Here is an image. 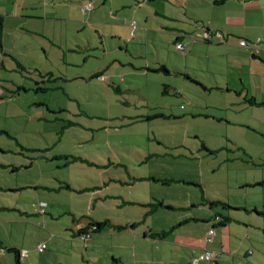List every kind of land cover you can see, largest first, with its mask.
<instances>
[{"label":"rangeland","instance_id":"obj_1","mask_svg":"<svg viewBox=\"0 0 264 264\" xmlns=\"http://www.w3.org/2000/svg\"><path fill=\"white\" fill-rule=\"evenodd\" d=\"M100 1L107 7L81 13L84 25L63 18L79 17L71 10L53 16L63 20L48 21L44 29L39 28L52 39L58 34L66 36L67 40L56 47L47 38L44 43L48 52L39 36L19 31L16 24L5 28L3 40L10 51L4 55L0 49V264H15L14 255L6 250L14 246L30 253L33 262L23 258L28 264H182L176 256L189 259L187 251L145 238L144 232L150 228L169 231L185 220L189 210L191 216L201 219L215 209L228 212L223 206L214 210L205 203L192 206L202 199L218 197L235 203L248 191L250 203L264 199L258 189L238 186L240 175L245 179L263 172L240 158L248 159L244 155L247 148L256 160L264 159V138L245 132L240 124H227L210 116L232 115L238 123L236 114L227 110L223 100L226 93L210 92L202 86L201 81L215 76L208 62L220 65L191 50L197 42L206 47L204 28L191 15L193 7L204 15L202 6L190 2L182 6L178 0H115L117 8L124 3L130 5L115 20L108 13L113 0ZM93 19L115 25L101 28L91 23ZM133 22L136 27H132ZM178 25L191 32L181 42L185 51L177 48ZM112 30L118 31L123 41L112 38ZM85 44L90 50L83 55L68 51L73 47L84 49ZM45 67L66 77L58 84L62 89L46 93L22 89V94L14 93L16 83L36 87L33 74L44 72ZM97 72H103L104 78L93 77ZM43 115L47 120H36ZM203 144L220 151L211 154ZM27 147L53 148L47 153L28 151ZM56 152L70 154L68 160L72 161L57 160ZM149 153L166 156L151 159ZM170 176L186 179L188 185H164ZM35 182L63 188L35 189ZM137 199L153 204L161 200L165 205L191 209L165 207L148 216L151 206L134 204ZM40 200L50 204L46 213L40 210ZM93 218L111 219L127 226V230L116 232L107 227L103 234L79 243L72 229L87 226ZM185 226H191V235L197 236L204 227L203 221ZM250 236L256 247L244 245L259 256L256 249L264 247V232L255 229ZM44 242L47 248L40 251L39 245ZM189 245L195 251L191 262L202 251L201 246ZM170 253L175 254L174 259Z\"/></svg>","mask_w":264,"mask_h":264},{"label":"crops","instance_id":"obj_2","mask_svg":"<svg viewBox=\"0 0 264 264\" xmlns=\"http://www.w3.org/2000/svg\"><path fill=\"white\" fill-rule=\"evenodd\" d=\"M130 1L136 2L137 0H130ZM205 1L206 3L203 5L201 4L200 0H178L180 5L182 6H186L188 2H190L193 6H195V4H200V6H202V11L204 15H202L201 11L199 12V10L201 9L195 7L192 8L191 15L195 18L196 23L202 24V27L204 28L205 32L209 31L211 33V37L207 40L204 38L206 42L205 45L206 47L201 46L197 42L196 44H193L191 50L194 53L196 52V54H203V55L205 54L206 58L211 60H216L220 64L217 66L216 65L213 66L210 64V62H208V66H209L208 69L213 70V73L215 72L214 73L215 76L212 77V79L207 78L206 81L204 82L201 81L202 86L205 90H208L210 92L214 90H221V92L226 93L227 96H224L225 98L223 97V100L227 102V106H228L227 110L232 111L238 117V123L235 121L236 119H234L235 117H233L232 115L220 116L213 113V115L210 116L214 118L213 120L223 121L226 122L227 124H237V125L240 124L245 129L244 130L245 132H249L252 136L263 139L264 138V105H258V103H264V0H205ZM107 2L110 3V0H108ZM89 3L93 4V7L90 11H92L94 8L98 10L101 7H107L105 1H103V3L101 4L100 0H89L87 4ZM114 4H115V0H113V2L111 3L110 9H108V13L110 14L111 12V16L113 17L112 19L119 20L118 17L120 16V13L123 10L125 11L126 8H128L130 5L124 3L117 8L115 7ZM85 5H86L85 0L82 1L81 0H65V1L64 0H0V15H2L4 19L3 20L4 31L5 28H7V25L16 24V26H18L19 31H24L28 34H31L32 36L33 35L39 36L41 38V45L43 46L45 52L46 51L48 52V50L45 49L46 44L44 43L47 38H50L52 47H56V46H61L60 44H62L63 41L67 40L66 36L63 35V37L61 38V35L59 36L58 34L55 35L54 39H52L51 37H49L50 35H47L44 31H40L39 28L44 29L48 21L63 20V19H55V17L53 16L55 15L59 16L58 13L62 11H71V10L78 13L79 17L78 18L63 17V18L65 20L84 25L85 22H83L81 13L86 14L84 12ZM48 9H50V11H48ZM154 13L156 15H162V13L158 10H154ZM93 20L95 21H91V23L93 25H97L98 27L101 26V28L103 26L112 27L111 25H115V23H111L110 21H104L99 19H93ZM93 25L90 27L95 28L96 31L99 33L98 28ZM165 28L170 29V27L166 25ZM186 30L187 27L185 26L180 27L178 25V38L176 40L177 44L181 43L182 40L186 38L184 35L191 34V32ZM190 30L192 31V29ZM111 33L113 34L111 35L112 38H116L120 42L123 41L118 31L112 30ZM77 39H81V38H77ZM103 40H104L103 42L105 43V38H103ZM242 40L249 41L251 45L242 46L240 44ZM2 42H3L2 43L3 46L0 47V49L2 52L3 51L6 52L7 55L8 51L10 50L7 49V44L4 42V40ZM120 48L123 50L125 47L124 46L122 47V44L120 43ZM88 49L89 48L85 44L84 49H75L73 47V48H68V51L70 50L71 52H73V54L83 55L85 51ZM89 56L91 55L85 57L88 58ZM12 57L17 59V56L16 57L12 56ZM220 58H223L225 60L220 61ZM2 65L5 66L4 62H2ZM34 67H37V65H34ZM43 70L44 73H48V72L53 73L52 69L48 67H45ZM97 73H101L103 77L105 76L103 72H97ZM16 84L18 87L16 90L13 89L14 93L18 95L22 94L23 93V91H21L22 89L20 90L18 89L20 86L25 87V85L23 83H16ZM252 98H254V102L249 101ZM41 119L47 120L45 115L36 118V120L38 121ZM261 142L263 141L261 140ZM203 147L207 149L211 154L220 151V149L209 147L205 144H203ZM34 148L49 153L51 151L50 149H52L53 147L51 148L27 147V150L33 151L32 149ZM225 148H228L229 150H235L232 147H225ZM237 149L240 150L242 149V147L238 146ZM246 151H244V155L248 159L242 157L240 158L242 162L251 165V167L254 166L256 170L262 169L263 172L259 173V175L253 174L252 177L250 176L245 179L240 175V180L242 181L238 186L239 188L243 187L248 190L258 189L257 191L264 194V185H259V182L264 181V169H263L264 159L260 158V160L258 161L256 160V158L253 157L254 154L250 152L247 148ZM260 151L261 150H257V152ZM20 153L23 155L25 154V152L23 151H21ZM65 155H70V154L56 152L55 158L57 160H60L62 158L66 159L64 157ZM39 156L41 157V155ZM154 156L164 157L166 156V153H164L163 156L157 153L148 154V157L151 159ZM40 157H34V159L38 160ZM260 161L262 162L258 163ZM167 179H176L178 181L170 184L164 183V185L166 186L177 185L179 184V182L181 184L188 185V181L186 179H178V177H174V176H170ZM113 180L120 181L115 178ZM59 181L62 182L63 180H59ZM122 183H127V181L122 180ZM133 183H134L133 181H130V184ZM32 187H34L35 189L44 187L50 189L51 191L53 190L58 191L63 188L62 186L54 187L48 184H42L37 182L32 183ZM21 188L23 187H20L18 189ZM152 196L154 195L152 194ZM248 196H249V191L246 193L243 199L240 200L237 199L235 203H232L230 200L226 201L218 197L202 199V203L199 204L191 203L192 206L194 207L200 204L204 205V203L209 205L210 200L222 201L228 203L232 207H227L228 212L224 213L222 211L215 209L216 207L212 208L210 206V208L212 210L215 209V211H213L211 215L206 214V217H204L203 219H201V217L198 218L195 215L191 216L190 215L191 212L189 210V212L185 213V216H187L184 217L185 220L179 221L177 224L173 225L172 227L173 229L169 230L166 235L162 236L161 234L165 233L167 230H162L160 232L158 231L157 228H150L147 232L146 231L144 232V237L147 238L149 236L152 239H159L162 242L164 241L168 242L173 245L174 250H179L181 248V251L182 250L187 251L190 254V258H192L194 256L193 253H195V251L193 250L192 252V248L190 247L189 244L194 246L196 245L201 246L199 248L203 252L205 248L204 236L206 232L210 229V227H212V225L214 224V223H210L209 221L215 215H221L222 219L228 217L229 220L227 222L224 221L223 225H219V226L218 224L221 221L215 223V225L217 226V236L215 238V242L209 245L208 247L222 252V257L217 262H214V264H264V247L263 249L262 248L259 249V247L258 249H256L258 252H260V255L262 256L257 255L255 257V251L248 250L247 249L248 247H245L244 245L245 243H248L249 246L251 245L256 247L253 243L254 238L250 236V234L255 229H260L264 232V221L259 220L260 218L264 219V215L258 213V211L260 212L264 211V199L261 201L259 199L258 201H252L250 203L248 201ZM158 201L160 202L157 204H153L150 203L149 201L148 203H146L145 201H141L137 199L135 201L133 200V203L141 204V205H150L151 208L146 213L148 214V216H150L151 212L157 213L163 211L162 209L165 208L164 205H161V203L162 204L165 203L162 202L161 200ZM40 202H46L48 204V202L45 200H40ZM176 207H178V209L181 210L190 208L187 206H176ZM241 215H244V217ZM254 215L256 221L254 219ZM108 220H110L111 223L115 225L117 224L113 222L111 219ZM198 221H203L204 227L201 230L202 234L201 235L199 234L197 236L194 233V235H191V232H193L191 226L186 227L185 225H188L192 222L195 223ZM237 226H242L243 228H235ZM85 227H81L79 229ZM110 228H113L114 231L116 232H122V231L126 232L125 230H127L125 229L119 231L114 227H110ZM72 230L75 233L73 235V238L79 243L84 242L82 239L77 237L76 232L78 230L77 231L76 229H72ZM103 233L104 231L99 233H92L88 239L92 240L95 234H103ZM216 244L217 247H213ZM93 245L96 244L93 243ZM16 248L20 250H24V248L23 249L20 247H16ZM1 249L4 252V247H1ZM167 250L169 252H172V249L170 248H168ZM3 255L6 254L3 253ZM174 255L175 254L170 253V256H172L173 259H174ZM250 255H253L255 258H251ZM176 257H178V260H182V264L191 263L190 258L186 259L184 258V256H176ZM23 258H27L31 262L34 261L33 258H31L30 253H28V257H23ZM74 258L77 259L78 257L74 256ZM83 259H85V257H83ZM1 260L2 259H0V262ZM113 260L116 261V259ZM23 261L25 264H28L25 262V259H23Z\"/></svg>","mask_w":264,"mask_h":264},{"label":"trees","instance_id":"obj_3","mask_svg":"<svg viewBox=\"0 0 264 264\" xmlns=\"http://www.w3.org/2000/svg\"><path fill=\"white\" fill-rule=\"evenodd\" d=\"M3 17L2 15H0V47L3 46V37H4V24H3ZM3 54L6 55V52L3 51ZM19 63V62H18ZM19 66L24 69V71L27 72L26 68H24L23 66H21V64L19 63ZM166 72L167 69L164 67L163 68ZM38 74H33L34 76L36 77H33L32 80L34 82H36V84H38L36 87H31V88H26L24 86H20L18 90L20 89H24V91L28 92V91H31V90H34L35 92H41V93H46V92H49V91H55L57 89H62L63 87H61L59 84V81L60 80H66L64 77H61V76H55L53 73L51 72H48V73H44V72H41V71H37ZM93 77H99V78H102L103 75L101 73H97V74H94ZM43 82V83H42ZM251 102H254V98H252L251 100H249ZM257 103V102H255ZM258 105H264V103H258ZM4 133H6L8 136L13 137V135L6 131V130H3ZM33 151L35 150H39V149H32ZM70 155H65L64 157L68 160ZM76 158H80L82 159V157H79V156H75ZM72 160H68V162H70ZM166 182L165 184H170V183H173V182H176L178 180L176 179H165ZM259 185H264V181H261L259 182ZM68 189H71L70 186H68ZM8 190L10 191H16L18 189H15V188H8ZM20 190V189H19ZM46 203V202H45ZM161 205H164L165 207L169 208V209H175L176 207L175 206H172V205H165V204H162ZM209 205L212 207V208H215V207H218V206H223L224 208H227V207H232L231 205H229L228 203L226 202H222V201H209ZM49 206V204L46 203V206L45 207H42L41 206V202H39V207H40V210L43 208L44 211L43 213H46V208ZM259 214H262L264 215V211L263 212H260L258 211ZM216 217H219V221H221L219 225H223L224 221L227 222L229 220L228 217H225L222 219V216L221 215H215L209 222L210 223H214L213 226L216 227L217 229V226L215 225L216 222H219V221H215L214 219H216ZM107 227H114L115 229L121 231V230H125L127 229V226H124V225H115L113 223H111L110 220H98V219H95L93 218L90 223L87 225V227L85 228H82V229H79L76 234H77V237H79L80 239H82L83 241H85L86 239H88L90 237V235L92 233H99V232H102L104 231L105 228ZM173 229V228H172ZM168 233V231H166L165 233H162L161 235L164 236ZM6 250L9 252V253H12L14 255V260H15V264H25L24 261H23V257L21 255V252L22 250L16 248V247H8L6 248ZM5 251V250H4ZM193 260V259H192ZM192 264V261L191 263ZM211 264H214V263H211Z\"/></svg>","mask_w":264,"mask_h":264},{"label":"built area","instance_id":"obj_4","mask_svg":"<svg viewBox=\"0 0 264 264\" xmlns=\"http://www.w3.org/2000/svg\"><path fill=\"white\" fill-rule=\"evenodd\" d=\"M92 7H93V4L92 3L86 4L84 6V12L85 13L89 12L92 9ZM136 25H137L136 22H133L132 23V26L133 27H136ZM210 37H211V33L209 31H206L204 33V38L207 40ZM240 44L242 46H250L251 45V43L249 41H246V40H242L240 42ZM177 48L180 51H185V48L182 45V43H178L177 44ZM102 78H104V77H102ZM41 206L42 207H45L46 206V203L45 202H41ZM41 211L43 212L44 209L42 208ZM214 220L215 221H219V217H216V219H214ZM216 236H217V229H216L215 226L212 225V227H210V229L205 234V239H204V241H205V248H204L203 252H201L196 257L195 260L194 259L192 260V264H200L201 261L208 262V263H214V262H217L218 260L221 259L222 252L208 247L209 245H211V244H213L215 242ZM46 248H47V244L46 243H42L41 245H39V250L40 251H42V250H44ZM21 255H22V257H27L28 256V251L27 250H22Z\"/></svg>","mask_w":264,"mask_h":264}]
</instances>
